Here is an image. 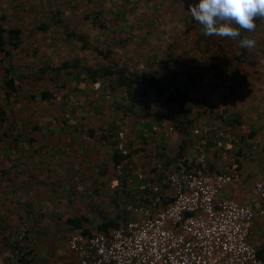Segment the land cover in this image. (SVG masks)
I'll return each mask as SVG.
<instances>
[{
    "label": "crops",
    "instance_id": "1",
    "mask_svg": "<svg viewBox=\"0 0 264 264\" xmlns=\"http://www.w3.org/2000/svg\"><path fill=\"white\" fill-rule=\"evenodd\" d=\"M198 2L0 0L3 37L19 33L16 49L0 50V264H15L6 249L27 255L26 264H73L59 260L71 236L101 233L107 219L125 225L134 218L127 204L146 202L148 193L128 184L137 173L151 186L187 169H234L238 179L217 199L256 206L264 142L252 147V140L264 135V18L238 38L206 36L188 13ZM53 36L56 63L48 60ZM245 36L255 47L240 46ZM64 61L78 69L48 75L45 68ZM134 76L144 80L132 83ZM151 78L160 92L144 83ZM217 133L231 140H208L197 164L192 148ZM224 143L228 163L217 148ZM248 241L264 264V217L251 223Z\"/></svg>",
    "mask_w": 264,
    "mask_h": 264
},
{
    "label": "built area",
    "instance_id": "2",
    "mask_svg": "<svg viewBox=\"0 0 264 264\" xmlns=\"http://www.w3.org/2000/svg\"><path fill=\"white\" fill-rule=\"evenodd\" d=\"M244 132V127H238ZM231 140L229 133L200 139L192 148L197 164H203L210 139ZM264 142V135L252 140V147ZM221 160L228 163L227 143L217 147ZM238 179L230 169L224 174L169 173L147 186L143 175L134 179L140 192L151 195L165 187L171 201L158 207L147 201L128 207L133 219L107 234L78 233L67 241V250L76 264H263L248 243L251 223L264 217V171L253 184L255 207L232 200L217 199L219 191ZM3 257L15 264H26L28 256L6 249ZM57 264V263H52Z\"/></svg>",
    "mask_w": 264,
    "mask_h": 264
},
{
    "label": "clouds",
    "instance_id": "3",
    "mask_svg": "<svg viewBox=\"0 0 264 264\" xmlns=\"http://www.w3.org/2000/svg\"><path fill=\"white\" fill-rule=\"evenodd\" d=\"M192 19L203 26L206 36L238 38L241 30L255 32L257 18H264V0H199L189 4ZM256 41L245 36L244 48L255 47Z\"/></svg>",
    "mask_w": 264,
    "mask_h": 264
},
{
    "label": "trees",
    "instance_id": "4",
    "mask_svg": "<svg viewBox=\"0 0 264 264\" xmlns=\"http://www.w3.org/2000/svg\"><path fill=\"white\" fill-rule=\"evenodd\" d=\"M3 32L4 30L0 28V50L1 48H5L7 47L8 50H13V49H16L18 47V38H19V33L17 30L15 29H11V30H8L6 32V35L5 37H3ZM81 46H85V45H81ZM0 54H4L3 51H0ZM108 55H103V58H107ZM81 67V66H80ZM65 69H67L65 71ZM76 69H78L76 67V64H72V63H69L67 61H64L62 62L58 67H54V68H51V67H48V68H45V70H48V75H50L51 73H57V75H59V73H61L63 70V73L64 75H67V74H70L71 72H75ZM81 69L83 70V67H81ZM86 73L89 74V76H92L94 74L93 71L91 70H87V68L85 69ZM5 72H7L6 70L4 71V79L7 81L8 79V82L7 83H4L6 87H10L12 88V83H13V79L11 78H8L7 77V74H5ZM46 72V71H44ZM102 73L104 74H108L109 72H106V71H103ZM143 81L144 78L143 76L142 77H137V76H134L133 77V80L131 81L132 83H137L139 81ZM16 83V81H14ZM148 87L149 89H152L154 90L155 92H160V87H157V82L154 80V79H147L145 82H144ZM6 116V113L5 111L0 107V122L2 124V121H3V118ZM193 173V174H198L195 170H184L182 171V173ZM164 188L163 187V190L160 191L159 194H156V195H151L150 191L148 189H145L143 191V193H148V196H147V201H150L152 203H154L155 205H159L160 207H164L166 206L170 201H171V198H167L165 197L166 196V193L164 191ZM167 189V188H166ZM118 220H121L122 218L120 216L117 217ZM120 225H122V222H118L116 219L115 220H104L101 222V224L99 225L98 227V231H100L102 234H107V232L109 231V229L111 228H118ZM83 233H86V232H83ZM258 256V254H257Z\"/></svg>",
    "mask_w": 264,
    "mask_h": 264
},
{
    "label": "rangeland",
    "instance_id": "5",
    "mask_svg": "<svg viewBox=\"0 0 264 264\" xmlns=\"http://www.w3.org/2000/svg\"><path fill=\"white\" fill-rule=\"evenodd\" d=\"M52 33L54 34L55 33V31H52ZM54 38H56L55 36H53L52 38H51V41L49 40V38H48V49L50 50V56H48V60H49V62L50 61H52L53 63H56L57 61V59H60V56H58V52L59 51H61V50H56V48L57 47H59L58 45V43H56L55 41H54ZM50 42H52V44H53V46H52V44L50 43ZM86 47H90V45H87ZM1 56V55H0ZM34 63H40V64H42V61L40 60V58H37L36 59V62H34ZM128 190H133V187L131 186V187H129L128 188ZM120 203V204H119ZM119 203H118V207L121 209V210H124V208H125V206H126V202L125 201H123L121 198H120V201H119ZM127 206H131V203H129V204H127ZM128 208V207H127ZM248 242H250V241H248ZM67 248H63L62 249V251H63V255H61L60 256V258H59V260L60 261H63V260H65L66 258H68L67 260V262L68 263H70V261L73 263V264H76V260H75V256H74V254L73 253H70V252H68V250H66ZM71 264V263H70Z\"/></svg>",
    "mask_w": 264,
    "mask_h": 264
}]
</instances>
